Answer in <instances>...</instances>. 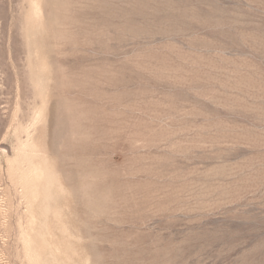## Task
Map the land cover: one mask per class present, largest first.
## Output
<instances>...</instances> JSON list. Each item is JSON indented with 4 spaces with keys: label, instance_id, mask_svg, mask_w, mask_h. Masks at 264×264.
Masks as SVG:
<instances>
[{
    "label": "rangeland",
    "instance_id": "obj_1",
    "mask_svg": "<svg viewBox=\"0 0 264 264\" xmlns=\"http://www.w3.org/2000/svg\"><path fill=\"white\" fill-rule=\"evenodd\" d=\"M0 264H264V0H0Z\"/></svg>",
    "mask_w": 264,
    "mask_h": 264
}]
</instances>
